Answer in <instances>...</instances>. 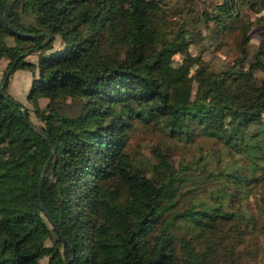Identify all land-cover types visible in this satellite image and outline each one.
<instances>
[{"label": "trees", "instance_id": "1", "mask_svg": "<svg viewBox=\"0 0 264 264\" xmlns=\"http://www.w3.org/2000/svg\"><path fill=\"white\" fill-rule=\"evenodd\" d=\"M10 1L0 0L11 69L0 91V264H264V43L248 60L245 30L232 64L202 60L192 75L174 60L188 33L221 31L264 0H176L179 19L173 0ZM18 70L32 75L38 127L6 92ZM68 99L77 114L61 111ZM141 129L183 143L201 133L219 150L186 164L159 146L135 153ZM223 156L233 162L213 170L204 197L184 202L207 182L197 166L210 173Z\"/></svg>", "mask_w": 264, "mask_h": 264}, {"label": "rangeland", "instance_id": "2", "mask_svg": "<svg viewBox=\"0 0 264 264\" xmlns=\"http://www.w3.org/2000/svg\"><path fill=\"white\" fill-rule=\"evenodd\" d=\"M125 1L129 2V0ZM169 1L170 0H166L167 3ZM196 1L203 4L209 2H221L222 0ZM176 8V0L168 3V13L170 16L174 19H179L181 15ZM259 18H263L264 20V10L259 13H255L243 7L235 17L224 21V27L221 31L215 28L211 31L203 29L199 35L196 33H188V38L190 40L189 46L176 54L174 56V60L178 65L183 64L187 66L189 75L194 73L202 60L213 68H219L222 63L232 64L239 56L238 45L240 43L241 35L245 30L248 31V60H250L257 48L264 43V30L258 24ZM26 59L36 61V56L32 55ZM6 65V61H0V77L6 73ZM255 76L256 78L253 76V79L256 80V82L258 81V78L262 77L259 73H256ZM31 81L32 75L29 72L18 70L10 77L6 92L12 99L21 103L28 110L32 124L38 127L41 125V122H39L33 113L32 106L26 101V95L30 88ZM45 103V100L40 101L41 106H44ZM60 106L61 111L67 115H75L80 109V103L71 99L66 100V102L64 104H60ZM131 139V149L135 153L143 152L149 156L151 148L159 146L171 153L172 158L176 163L183 162V164L197 162V160L202 156H210L213 158L215 152L219 150V146L215 144L213 140L201 133L196 136L192 143L170 140L166 136L145 131V129L138 130L137 133L131 137ZM231 161L233 162V159L228 160L225 156L221 157L220 160H217L216 158L213 159L209 166L211 169L210 173L205 172L206 167L201 170L197 166V169L193 172L194 174L199 173L202 177L208 176L206 184L202 187H205V189L204 191H200L202 188H195L192 191L193 196L188 198V194L184 198V202L188 200H194L197 202V199H202L204 197L205 190L209 189L213 184L212 181L215 178L214 175H212L214 172L213 170L220 169L223 165ZM180 231H182V229ZM41 264H46V260H42Z\"/></svg>", "mask_w": 264, "mask_h": 264}, {"label": "water", "instance_id": "3", "mask_svg": "<svg viewBox=\"0 0 264 264\" xmlns=\"http://www.w3.org/2000/svg\"><path fill=\"white\" fill-rule=\"evenodd\" d=\"M15 1H16V0H11L9 6H11ZM8 11H9V7L6 8V11H5V19H6L7 24H9V26H10L9 16H8ZM49 37H50V36L48 35V38H49ZM10 71H11V69H9V70L6 72V74H5V76H4V79H3V81H2V83H1V85H0V91H1L2 94H3V87H4L6 81H7L8 77H9ZM5 96H6V95H5ZM6 97H7V96H6ZM46 140H48V139H46ZM50 157H51V154H50ZM49 159H50V158H49ZM49 159L46 161L45 165H44L43 168H42L41 174H40V178H39V194H40V191H41L42 180H43L44 173H45V169H46V167H47V164H48V162H49ZM39 200H40V199H39ZM40 206H41L42 210L44 211L45 215L47 216V218L51 221V223H52L53 225H55V224H54V221H53L52 218L50 217L48 211L46 210V208H45L44 205L42 204L41 200H40ZM65 264H68V261L65 262Z\"/></svg>", "mask_w": 264, "mask_h": 264}]
</instances>
